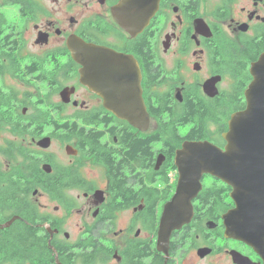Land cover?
I'll return each mask as SVG.
<instances>
[{
  "label": "flooded vegetation",
  "instance_id": "af4514ba",
  "mask_svg": "<svg viewBox=\"0 0 264 264\" xmlns=\"http://www.w3.org/2000/svg\"><path fill=\"white\" fill-rule=\"evenodd\" d=\"M124 1L0 0V98L12 103L0 106V134L6 131L24 141L27 128L40 129L29 137L38 170L0 169V264H239L244 259L263 264L251 247L224 237L221 217L234 208L226 186L225 201L201 202L199 195L213 188L203 184L192 200L190 223L171 232L167 249H158L161 217L178 181L175 152L184 142L199 141L182 140L167 155L162 147L169 140L152 136L169 125L176 104L182 115L193 103L196 113L230 114L206 124L207 133L208 124L224 125L209 141L224 148L230 116L246 110L251 69L264 55V0H159L156 11L155 0H138L137 15L154 13L141 31V22L125 15L132 32L114 15ZM75 38L126 57L125 67L115 74L129 85L131 74L140 80L149 116L146 132L117 119L97 93L81 84V66L70 51ZM92 60L90 52L89 75L99 70ZM212 79L217 80L214 97L204 92ZM65 88L74 89L67 104L60 100ZM165 100L161 116H152V108ZM37 102L53 107L52 121L29 119ZM60 104L71 107L72 115H86L85 120L71 119L78 126L74 137H64L59 128ZM193 128V123L179 127V138ZM45 137L49 147H38ZM138 140L147 141L150 154L142 157L150 163L121 170L119 188L109 164L126 156ZM12 148H17L13 140H5L0 154L11 156ZM21 149L25 159L27 151ZM61 150L68 164L59 162ZM159 155L164 161L156 171ZM161 169L163 175L155 176Z\"/></svg>",
  "mask_w": 264,
  "mask_h": 264
},
{
  "label": "water",
  "instance_id": "95a60500",
  "mask_svg": "<svg viewBox=\"0 0 264 264\" xmlns=\"http://www.w3.org/2000/svg\"><path fill=\"white\" fill-rule=\"evenodd\" d=\"M136 1L126 0L114 10L119 25L129 32L133 30V23L125 15L139 20L141 31L159 3V0H155V9L147 17L136 14ZM70 51L81 66V84L97 93L104 100V107L117 119L128 122L140 132H146L149 116L141 97L140 80L136 74H131L129 79L132 82L129 85L115 74L119 67H125L126 57L111 50L92 48L79 38L71 40ZM90 52L93 55L91 63L99 68L93 75H89L86 67ZM97 60L100 61L98 64L95 63ZM104 71L107 72L105 77L102 76ZM251 74L253 81L245 92L246 110L230 116L228 129L223 134L226 143L224 148L208 141H199L184 142L176 150L174 165L178 170V181L175 193L161 217L159 250H164V247L167 249L173 230L190 223L193 217L192 200L201 192V181L208 175L231 189L229 197L234 208L221 217L225 228L224 237L251 247L264 264V55L252 66ZM216 82V79H212L204 84V92L210 97L217 93L214 88ZM73 93V88L63 89L61 101L69 103ZM49 144L48 137L37 142L41 148H48ZM163 161L164 156L159 155L156 171ZM43 169L50 172L49 165H44ZM100 195L101 192H97L95 197ZM247 263L249 260L246 259L239 261V264Z\"/></svg>",
  "mask_w": 264,
  "mask_h": 264
},
{
  "label": "trees",
  "instance_id": "16d2710c",
  "mask_svg": "<svg viewBox=\"0 0 264 264\" xmlns=\"http://www.w3.org/2000/svg\"><path fill=\"white\" fill-rule=\"evenodd\" d=\"M167 103V100L163 104H160L157 106L156 109H153V112H151V115L154 117H160L163 109L165 108ZM12 105V103L9 102V99L6 98H0V106H9ZM201 105V104H200ZM63 105L60 104V110H59V122H60V129L62 133H64V137H74V133L78 130V126L75 124H71L72 118H79L81 120H85L86 115L81 114H66V109H63ZM199 110V108L194 105L193 103L188 104L187 111L184 112V114L181 115L180 113V105L176 104L175 111L171 114L170 123L167 127L161 128L159 131H157L152 137L156 141L159 139H166L169 141L164 142L163 149L165 154H173V147H179L182 140H189V141H200L207 139V130H206V124L208 121H214L218 122L221 118L225 116V114H217V113H206V111H202L199 113H196L195 110ZM31 110L33 111L29 119L31 118L33 123H39L43 122L46 123L48 121H52V112L53 107L52 106H45L41 104L40 102L35 103V106L31 107ZM193 123L194 128L188 133V135L185 138H179L178 131L179 127L185 126V124ZM225 127L222 126V129H219V131H224ZM18 131H20L18 129ZM31 131L37 132L40 131L39 128L31 129L27 128V133L31 134ZM177 140V141H176ZM173 142H176L177 144L174 146L172 145ZM131 149L127 155L123 156L121 160L118 157H115L116 162H112L109 164V171L112 172L114 177V183L119 185V188H122L123 185L121 184L122 180L124 179L123 174L120 172L121 170H125L126 167H128L131 171L135 170L136 167H142L145 164H149L150 162L148 158L142 157V155H148L150 154L148 149V143L147 141L138 140L135 142H131ZM139 154V161L138 162H129L127 161L128 157H131L132 160H134V157ZM119 159V160H118ZM118 160V161H117ZM39 166V160L36 158L35 155L29 156L27 158V169L28 170H38ZM155 176L163 175V169H161L159 172L154 173ZM111 179H113L112 176H110ZM64 178H61V181H64ZM222 185V184H221ZM224 185H222V188ZM227 187V186H226ZM228 192L230 191V188L227 187ZM225 189H207L203 191L199 195V200L201 202L206 201H214V202H222L225 201V199L228 197V195L224 196V193L227 192ZM230 200V199H228ZM222 210V208L219 209V211Z\"/></svg>",
  "mask_w": 264,
  "mask_h": 264
},
{
  "label": "rangeland",
  "instance_id": "374dc122",
  "mask_svg": "<svg viewBox=\"0 0 264 264\" xmlns=\"http://www.w3.org/2000/svg\"><path fill=\"white\" fill-rule=\"evenodd\" d=\"M179 82H181V80L176 79V84L178 85ZM56 99V98H55ZM73 109L71 107H69V109L66 110V114H72ZM230 114H225V116L229 117ZM31 116V114H29V117ZM225 116L223 118H225ZM222 127V124H219L218 128L216 129L215 125L213 124H208L207 125V129H208V133H207V139L208 141L211 140H216V133L219 131V128ZM182 133L181 131H178V135L180 136ZM28 138L25 139L24 141L22 139L19 140H14L16 135L11 134V133H6V131H3L0 134V144H3L5 140L8 139H12L13 142L15 143V145H17V148H12L11 149V156H5L0 154V169L1 170H5V169H10V171L12 173H15L16 171L22 170L25 171L26 165H27V158H29V156L33 155V153L36 151V147L32 146L29 144L30 142V136H33L31 134H28ZM184 135V133H183ZM176 142H173L172 145H176ZM20 148L21 151L23 153H25V150L27 151V157L25 159L20 157ZM158 148V146L156 147V149ZM66 155L64 154V151H60L59 153V162L64 164H68V160L66 161ZM202 183L204 185H213V189L215 190H219L222 189V185L217 184L216 182L212 181L211 179L204 177L202 180Z\"/></svg>",
  "mask_w": 264,
  "mask_h": 264
}]
</instances>
